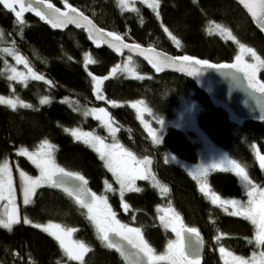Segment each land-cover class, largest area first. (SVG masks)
Instances as JSON below:
<instances>
[{
	"label": "trees",
	"instance_id": "obj_1",
	"mask_svg": "<svg viewBox=\"0 0 264 264\" xmlns=\"http://www.w3.org/2000/svg\"><path fill=\"white\" fill-rule=\"evenodd\" d=\"M53 1L60 6H76L111 33L129 41L163 47L173 54L232 61L243 44L253 48L264 59V36L246 12L232 0H159V15L144 5H139V11L123 10L117 0ZM23 18L25 24L17 25L14 12L0 4V29L4 33L0 36V96L18 97L31 105H18L13 110L0 104V162L8 160L10 143L13 148L34 149L41 141H50L55 149L56 163L83 176L94 192L102 194L107 184L117 188L112 195L110 191L107 195L119 222L141 229L158 252L162 251L171 233L161 226L156 207L171 204L183 215L185 222L197 226L204 235L223 234L219 240L223 247L236 254L250 256L257 249L253 224L230 216L212 204L197 191L186 169L170 164L165 158V154L170 153L196 162L199 158L197 145L178 127H169L162 142L155 144L134 110L126 103L144 101L157 118L170 119L176 115L181 98L192 96L201 106L200 125L212 134L216 142L227 146L247 169L252 180L261 187H264V170L260 168L253 148L257 145L264 151V122H247L241 127L230 122L228 114L216 108L192 80L169 72L155 74L137 58L142 78L112 74L121 57L106 47L95 49L83 30L68 28L61 32L30 15ZM161 23L168 26L182 40V44L177 46L172 42L162 31ZM216 25L230 30L236 39L225 38V34H220L222 37L208 36L207 32L219 34L214 31ZM5 48L19 53L33 71L45 79L31 78L26 82L9 79V62L13 61V56L4 52ZM89 58L94 63H88ZM260 69L259 77L264 82V67ZM94 77L100 78L103 100L97 98ZM46 96L49 102L41 104V99ZM85 107L107 109L118 123L119 140L123 147L139 158H152L153 168L170 189L169 194L162 195L148 181H139L141 191L124 194L130 208L127 212L123 210L122 203L117 201L119 188L97 151L76 140L67 131L68 128L79 127L107 138L106 127L91 115H84ZM21 160L26 165L16 164L17 170L23 168L35 175V168L23 157ZM209 182L221 197L244 195L235 174L215 172L209 175ZM84 210L80 211L74 199L62 189L44 185L37 189L31 203L23 204L22 219L24 222L27 217L32 223L57 222L77 229L75 237L92 249L85 255L84 264H125L116 249L101 242ZM261 247L264 251V245ZM207 250L203 264H224L216 249L209 247ZM25 252L28 257L26 262ZM25 263L80 264L79 261L68 260L59 242L32 224L19 223L11 231L0 227V264ZM160 264L168 263L163 261Z\"/></svg>",
	"mask_w": 264,
	"mask_h": 264
},
{
	"label": "snow or ice",
	"instance_id": "obj_2",
	"mask_svg": "<svg viewBox=\"0 0 264 264\" xmlns=\"http://www.w3.org/2000/svg\"><path fill=\"white\" fill-rule=\"evenodd\" d=\"M36 3H44L45 0H35ZM134 2V0H133ZM148 2V0H144ZM239 2L244 5L251 15L256 19L257 23L264 28V0H239ZM0 4L6 9H9L15 14V22L17 25L23 26L25 24L23 14L25 11H33L41 19H46L52 27H65L68 23H75L77 27H84L85 25L79 23V20L83 19L87 22V25L90 28H94L92 22L87 20V17H84L83 13H79L78 10L72 8L71 5H67V11L61 12L60 9L55 8L51 3L47 4V7L51 10L52 17L49 18L44 12L34 8L31 3L25 4V0H0ZM19 5V10H16L15 5ZM118 6L124 8V10L139 11L138 9L131 7L128 4V0H117ZM149 7H152L156 14L159 15V0H152L149 3ZM75 14V15H74ZM217 29H220L222 34L226 35V38L235 40L236 38L231 34L230 30L224 28L221 25L215 26ZM168 30L165 28V32ZM171 36V33H168ZM3 30L0 29V36H3ZM110 37H113L115 41L122 42V37L116 35L115 33H108ZM175 40V37H172ZM177 46H179V41ZM239 43V41H237ZM125 48H132V45L123 44ZM139 47V46H135ZM241 52L247 53L250 55L254 63H248L242 59V56H237V63L233 64H223V65H211L207 61L195 60L189 56L179 57L178 60L191 62L194 65L208 66V67H222V68H235L238 71L244 73L247 76L248 83L250 86L256 88V73L257 71L264 67V59L256 53V51L245 45H240ZM4 52L15 55L17 63H22L28 67V61L20 56L18 53H15L13 49L5 48ZM117 51H120V48H117ZM151 51H154L151 50ZM147 59V57H146ZM131 60V57H129ZM88 63H94L90 58ZM164 63L161 60L158 64H153V67L156 68V71H161L162 68L160 64ZM119 66L112 70L113 74L117 71ZM183 70V69H181ZM12 75L9 79L26 81L28 79L23 73L17 72L15 68L11 69ZM199 72V68L193 67V71L189 72V75H196ZM28 73L32 79L44 80L45 78L42 75H39L28 67ZM135 78H142L136 76ZM97 82V98L105 99L103 95L100 94L99 85L100 78L94 77ZM107 79V77H105ZM51 84V81H48ZM26 86V84H25ZM258 90L264 93V84L259 85ZM49 102L48 97H43L40 101L41 104H46ZM109 103L115 105V102L109 101ZM143 104V101L138 102ZM138 103L131 104V107L138 108ZM0 104H5L11 107L13 110L20 107H31V105L26 104L24 101L16 98H6L0 96ZM140 111V119L143 121L144 112L151 114V109L144 107ZM96 112L103 113V116H96V119L103 120L104 126L107 127L110 135L115 140V133L119 131L118 128L113 127V121L110 117V114L107 113L106 109H92L90 112H85L84 115H92ZM160 125L164 124L163 120L159 121ZM148 128L149 134L155 144H160L162 142L161 135L158 134L156 129L151 128L149 125H145ZM70 131L76 140H82L84 143L90 144L99 154L100 158L105 161V166L109 171L115 176L116 182L119 184V194L122 200V208L127 212L130 208L126 202H123V197L126 192H139L140 188L135 187V182L138 179L149 180L151 179L154 184V187H158L162 195L167 194L170 189L166 185L160 184L159 181L155 179V175L151 172V159L149 157H144L143 159H138L136 155L127 149H125L118 142L112 144H106L104 139L99 136H95L92 133L81 132L79 129H71ZM54 146L49 144L47 140L43 141L39 148L36 151L30 152L27 148L21 147L17 154L20 156H26L39 170L40 175L37 177L29 176L23 170L19 171L20 180L23 183V203L25 205L31 203V198L35 195L36 189L48 185L50 187L62 188V190L70 197L73 198L75 203L80 205L82 208L87 209L88 219L94 223L98 238L106 247L114 248L117 251L123 254V244L114 242V238H110V233H115L118 236H122L133 248L137 249L133 255L147 257L148 264H158L160 261H170L171 264H199L198 257L189 258L190 254L185 252L184 249V238L181 235V231H176L173 228V231H176L178 241L170 242L167 246V251L164 254L157 255L155 250L148 244V242L143 238L141 229L128 227L127 225L121 224L116 220V214L111 211V206L107 203V196H96L95 193H91L88 201L83 199V193L86 191L84 187H78L76 189L68 188L65 186L64 181L57 177L62 176H75L82 185H86L87 181L83 176L78 173H67L63 168H60L58 165L54 164V161L51 156V152ZM174 159V157H173ZM257 159L259 160L260 167L264 169V155H260L257 151ZM230 168L223 170H230L235 172L237 176L241 178V181L244 183L245 188L247 189L248 201L246 204L238 200H228L221 199L219 195L211 191L210 186L207 184V174L209 169H214L221 167L220 164H212L208 167H201L195 173H193V178L199 180L200 190L205 193L211 200V203L214 205H219L224 209L225 212H228V206L230 205L234 211L229 213L234 216H242L245 219L249 220L256 227L255 240L258 245H264V188H260L255 185L252 180L249 178L246 168L239 164L235 160H230L228 162ZM18 167V166H17ZM90 191V190H89ZM106 191H117L113 189L111 185L107 186ZM7 199L8 204L11 207V210L6 212L3 217H0V227L8 229L11 231L14 224H19L21 222V217L19 214L18 207L16 205L15 198V182L13 180L12 168L7 160L0 162V201ZM102 205V208L99 206ZM164 214L159 217L162 225L167 228L171 226L172 220L169 218L170 213H174L175 210L170 206L167 209H160ZM175 218L178 219V214L175 215ZM24 223L32 224V221L24 218ZM36 228L42 229L45 232H48L55 240L59 242L60 247L63 249L64 255L71 261H79L80 264H84V258L87 253L92 251V249L86 245L83 241L72 240V234L77 231L75 228H65L59 224H53L49 222L47 225L34 224ZM182 231L191 234L189 239L194 236L197 243L193 247H198L199 244V232L195 228L191 229H182ZM223 234L217 236L219 241L222 238ZM221 254H226L231 258L233 264H264V251H261L257 256L256 253H253L251 259H245L243 257H238L233 255L223 247L219 249ZM226 264L228 261L226 260Z\"/></svg>",
	"mask_w": 264,
	"mask_h": 264
},
{
	"label": "rangeland",
	"instance_id": "obj_3",
	"mask_svg": "<svg viewBox=\"0 0 264 264\" xmlns=\"http://www.w3.org/2000/svg\"><path fill=\"white\" fill-rule=\"evenodd\" d=\"M66 1V0H65ZM65 1H63V4H64V2ZM152 2V0H148V2L146 3V2H144V0H134V2H133V0H128V4L131 6V7H134V8H136V9H138L139 8V5H144V6H148L149 7V3H151ZM121 7V6H120ZM123 10H124V8L123 7H121ZM151 9H153L152 7H150ZM158 9H160V5H159V8ZM154 10V9H153ZM126 11H132V10H126ZM215 32H217V33H219V34H221V31L219 30V29H215L214 30ZM226 38V37H225ZM151 46H154V45H151ZM156 47H158V48H160V49H163V50H165V51H167L165 48H163V47H159V46H156ZM253 49V48H252ZM15 53H17V52H15ZM257 53V52H256ZM19 54V53H18ZM173 54V53H172ZM20 55V54H19ZM12 56H13V61L11 62H9V75L11 76L12 75V71H11V69L12 68H15L16 70H17V72H19V73H23L25 76H27L28 77V79L26 80V81H28L29 79H31V76H30V74L28 73V67H30L29 65H28V67H26L24 64H22V63H17V61H16V57H15V55H13L12 54ZM21 56V55H20ZM237 56H242V59L244 60V61H247L248 63H253V61H252V57L250 56V55H248L247 53H242L241 52V48H240V46H239V52L237 53ZM236 56V57H237ZM129 57H131V60H129ZM261 57V56H260ZM137 59L135 58V57H132V56H127V57H121V59H120V62H118L116 65H115V67L114 68H116L117 66H119V68L117 69V71L115 72V74L116 73H122V74H124V75H126V76H132V77H136L137 75L138 76H143V74L140 72V71H138L139 69H138V64H137ZM31 68V67H30ZM113 68V69H114ZM32 69V68H31ZM33 70V69H32ZM260 70L261 69H259L258 71H257V73L259 74V72H260ZM34 72V71H33ZM112 74H113V72H112ZM17 80H20V79H17ZM20 81H22V80H20ZM26 81H23V82H26ZM101 90V86L99 85V91ZM101 94V93H100ZM193 94V93H192ZM138 102H141V101H136V102H129V106L131 107V104H133V103H138ZM144 107H147V108H149V109H151L150 107H148L147 105H146V103L143 101V104H139L138 103V108H133V107H131V108H133L135 111H136V113H137V116H138V118L140 117V111H138V109L139 110H142ZM92 109H101V108H95V107H85L84 108V113L85 112H90ZM200 110H201V106H200V104L192 97V96H188V95H185V96H183L182 98H181V102H180V105H179V107L177 108V113H176V115L173 117V118H162V119H160V118H157L155 115H153V111L151 110V114H149L148 112H144L143 113V116H144V119H143V121L139 118V120H140V122L142 123V125H143V127L146 129L145 131L148 133L149 131H148V128L145 126L146 124L147 125H149L151 128H153V129H156L157 130V132H158V134L159 135H161V137L163 138V136H164V134L166 133V130L169 128V127H178V128H180V129H182L186 134H187V136H188V138L191 140V142L192 143H194L195 145H197L196 147L198 148V151H199V153H200V157L198 158V160L196 161V162H191V161H189V160H187V159H184V158H179V157H177V156H175V155H173V157H174V159L172 158V157H169L168 159H167V162H169L170 164H176V165H181V166H183L188 172H189V174L191 175V177L193 178V173H195L198 169H200L201 167H208L209 165H212V164H220L221 165V167H218V168H214V169H209V171H208V174H207V177H206V180H207V184L210 186V189H211V191H213L214 192V190L212 189V187H211V184H210V182H209V175H211L212 173H215V172H229V173H232V174H235V172H233V171H230V170H223V169H226V168H230V164L228 163L230 160H235V161H237L239 164H241L242 166H243V164L238 160V159H236L230 152H229V150L227 149V146L225 147L224 145H222V143L221 142H219V141H215L214 139H213V136H212V134L210 133V132H207V130L206 129H204L201 125H200V121H199V113H200ZM106 111H107V109H106ZM107 113H109L108 111H107ZM110 114V113H109ZM92 117H94V118H96V116H103V113H99V112H96L95 114H92L91 115ZM110 117H111V115H110ZM111 119H112V121L114 122L113 123V127H116V128H118L119 129V127H118V123L116 122V120L114 119V118H112L111 117ZM160 120H163L164 121V124L163 125H160V123H159V121ZM99 123L101 124V125H103L104 126V123H103V120H99ZM105 127V126H104ZM72 129H79L81 132H85V133H92L93 135H95V136H98L96 133H93L92 131H90V130H87V129H83V128H79V127H75V128H72ZM67 130H71V128H68ZM106 131H107V133H108V135H107V138H103L104 139V142L106 143V144H112V143H114V142H118L120 145H121V142H120V140H119V135H118V131L115 133V140H113V137L110 135V133H109V131H108V129H107V127H106ZM70 134H71V132L70 131H68ZM72 135V134H71ZM73 136V135H72ZM74 137V136H73ZM100 137V136H99ZM78 141H80V142H82V143H84L82 140H78ZM48 143L49 144H51L50 143V141H48ZM87 144V143H86ZM40 145H41V143H40ZM39 145V146H40ZM52 145V144H51ZM90 147H92L90 144H88ZM39 146L38 147H36V148H34V149H28L30 152H33V151H36L38 148H39ZM21 148V147H20ZM93 148V147H92ZM94 149V148H93ZM254 153H255V155H256V160H257V162H258V164H259V160L257 159V151L259 152V154L260 155H264V151L260 148V147H258L257 145H255L254 146ZM95 150V149H94ZM96 151V150H95ZM54 153H55V149L53 148V150H52V152H51V156H52V159H53V161H54V164L55 165H58L57 163H56V160H55V158H54ZM98 153V152H97ZM99 154V153H98ZM99 156H100V154H99ZM137 157V156H136ZM138 159H143V158H139V157H137ZM150 159H151V172L155 175V179L157 180V181H159L160 182V184H162V185H166V184H164L160 179H159V177H158V175H157V173H156V171H155V169L153 168V165H152V158L151 157H149ZM14 160H15V155L13 154V155H11L10 157H9V159L7 160L8 162H9V164H10V166H11V168H12V174H13V180H14V182H15V198H16V205H17V207H18V210H19V214H20V217H21V222H20V224L22 225V218H23V191H22V189H21V185H20V182H19V180H18V175H19V173L18 174H16V171H18L17 169H16V163L14 162ZM104 161V160H103ZM29 163H32L30 160H29ZM104 163H105V161H104ZM32 166L35 168V175H29L28 173V175L29 176H32V177H37V176H39L40 175V170L32 163ZM60 168H62L60 165H58ZM259 166H260V164H259ZM261 168V167H260ZM64 169V168H63ZM65 170V169H64ZM264 170V169H263ZM246 171H247V169H246ZM112 173V172H111ZM247 173H248V171H247ZM112 175H113V173H112ZM236 175V174H235ZM237 176V175H236ZM248 176H249V178L252 180V178L250 177V175L248 174ZM238 177V179H239V182H240V185L242 186V188H243V190H244V197L243 196H241V197H239V196H233V197H226V198H224V197H221V199H228V200H238V201H241L242 203H244V204H246L247 203V201H248V196H247V189L245 188V186H244V183L241 181V178L239 177V176H237ZM113 178L115 179V176L113 175ZM193 180H194V185H195V187H197L196 189H197V191L200 193V194H202V195H204L208 200H210V198L208 197V196H206L205 195V193H203V192H201V190H200V182H199V180H197V179H194L193 178ZM139 181H148L152 186H153V184H154V182L151 180V179H149V180H142V179H138V180H136V182H135V187H137V188H140L139 186H138V183H139ZM115 182H116V180H115ZM252 182L255 184V185H257V186H259L258 184H256L253 180H252ZM108 185H110V184H107L106 185V188H105V190L103 191V193L102 194H99V193H96L95 192V194H96V196H102V195H106L107 196V203H108V205H110L111 206V211L112 212H114L115 214H116V212H115V210H114V208H113V206H112V203H111V200L109 199V197H108V193H109V191H106V189H107V186ZM44 186V185H43ZM112 186V185H111ZM167 186V185H166ZM116 187H120L119 186V184L116 182ZM168 187V186H167ZM260 188H264V187H261V186H259ZM112 188L113 189H117V188H115V187H113L112 186ZM159 192H160V189L158 188V187H155ZM38 189V188H37ZM37 189H36V192H37ZM169 189V188H168ZM112 193H113V191H110V193L109 194H111L112 195ZM161 193V192H160ZM36 194V193H35ZM164 195H166V194H164ZM218 195V194H217ZM35 196V195H34ZM34 196L31 198V202L33 201V199H34ZM211 201V200H210ZM78 205V204H77ZM4 206H7L8 207V210L9 209H11V207H10V205L8 204V201H7V199H5V200H2V201H0V217H3L4 216V214H3V211H2V209H3V207ZM79 206V208H80V211L82 210H84L85 208H83L82 209V207L80 206V205H78ZM169 206L172 208V209H174L175 210V212L174 213H170L169 214V218L172 220V223H171V226H169V227H167V228H165L163 225H162V223H161V221H160V219H159V222H160V224H161V226L166 230V231H168V232H170L171 233V237L168 239V241H167V243L165 244V246H163V249H162V251L161 252H158L157 250H155V248L148 242V240H147V238L145 237V235L143 234V238L148 242V244L155 250V253L157 254V255H161V254H164L166 251H167V246H168V244L170 243V242H173V241H178V237H177V234H176V231H181V235H182V229H191V228H195V229H197L198 230V232H200L199 234L202 236H204L205 238L207 237V239H205L206 240V243H207V245H209V247H210V249H216L219 253H220V258L222 259V261H223V263L224 264H226V260L228 261V264H233V262L231 261V258L230 257H228L226 254H221V252L219 251V249L221 248V247H223L222 245H221V243H219L220 241H218L216 238H217V236L218 235H213V236H211V237H209V236H206V235H204V233H202V231L197 227V226H193V225H190V224H187L185 221H184V219H183V215L174 207V206H172L171 204H166V205H157V207H156V211H157V214H158V218L161 216V215H163L164 213L163 212H161L160 211V209H167V208H169ZM218 207H220L219 205H217ZM100 208H102V205H100L99 206ZM221 209H222V207H220ZM86 213H87V209H85L84 210ZM232 211H234V209H232V207L229 205L228 206V212H227V214H229V213H231ZM176 214H178V219H176L175 218V215ZM230 215V214H229ZM230 216H233V217H236V218H243V219H245L244 217H242V216H234V215H230ZM115 218H116V220H118L119 221V218H118V216H117V214H116V216H115ZM246 221H248L249 223H250V221L249 220H247L246 219ZM49 222H46V223H32V225H34V224H41V225H47ZM51 223H53V224H59V225H61L60 223H57V222H51ZM92 223V225L94 226V228L96 229V227H95V225H94V223L93 222H91ZM16 225V224H15ZM14 226V225H13ZM12 226V227H13ZM254 226V234H256V227H255V225H253ZM65 228H67V227H65ZM173 228H175L176 229V231H173ZM42 230V229H41ZM96 231H97V229H96ZM48 233V232H47ZM49 234V233H48ZM254 238H255V235H254ZM71 239L72 240H77V241H81V240H78L76 237H75V233H73L72 234V237H71ZM183 242H184V240H183ZM257 244V243H256ZM262 245H258L257 244V249L255 250V251H253V253H256V255L258 256L259 255V253L261 252V251H263V249H262V247H261ZM209 247H204V251H203V254L205 255L206 253H207V249L209 248ZM223 248H225V247H223ZM226 250H227V252H230V253H232L233 255H235V256H238V257H243V258H245V259H251V257H252V255H253V253H251L250 254V256H242V255H239V254H236V253H234L233 251H231V250H229V249H227V248H225ZM120 254V253H119ZM24 255H25V262L27 261V259L26 258H28L27 257V253L25 252L24 253ZM121 255V254H120ZM204 255H203V257H201V258H199V264H203V262H204ZM122 257V256H121ZM123 259V258H122ZM124 261V260H123ZM161 262H163V261H160V262H158V264H160ZM167 263L168 264H171V262L170 261H167ZM25 264H27V263H25Z\"/></svg>",
	"mask_w": 264,
	"mask_h": 264
},
{
	"label": "water",
	"instance_id": "obj_4",
	"mask_svg": "<svg viewBox=\"0 0 264 264\" xmlns=\"http://www.w3.org/2000/svg\"><path fill=\"white\" fill-rule=\"evenodd\" d=\"M232 1L236 2L246 12V14L252 20L253 24L259 29L261 34L264 35V28H262L260 24L257 23L256 19L251 15L248 9L244 5H242L239 0ZM29 3H31L34 8L44 12L49 16V18L53 19L55 18L52 17L51 10L47 7L48 3H51L55 8L60 9L61 12H65L68 10L67 5H71L72 8L78 10V8L72 4H64L63 6H60L53 0H45L44 3H36L35 0H25L26 6ZM1 5L3 6V4ZM15 7L16 10H19L18 4H16ZM78 12L83 13L79 10ZM25 15H30L34 18H37L38 20L52 27V25L48 23L46 19H41V17L37 16L33 11H25L23 16ZM83 15L84 17H87V20H90L92 22L94 28H90L87 25V22L83 19L79 20V23L85 25L84 27H77L75 23H68L65 27L53 28L61 32L67 30L68 28L83 30L87 35L89 42L96 49L106 47L118 57H121L122 53L132 54V57H135L139 60L141 59L146 62L155 74L169 72L189 78L194 82L198 89L204 91L208 95L211 103L216 108H220L228 114L230 122L240 127L247 122H264V93L258 90L259 85L264 84V82L261 80L258 73H256L257 87L254 88L248 83L247 76L235 68L208 67L206 65L193 66L191 62L178 60L179 57L188 55L172 54L156 46L129 41L122 36H120L123 38L122 42H117L113 37L107 35L111 32L98 24L95 19L87 16L84 13ZM123 44L132 45L133 47L125 48L123 47ZM117 48H120V51H117ZM153 49L154 51H151ZM189 57H192L195 60L207 61L211 65L237 63V61H213L207 58H201L199 56ZM161 60L164 61V63L160 64L162 70L156 71V68L153 67V64H158ZM193 67L199 68V72L196 75H189L188 73L193 71ZM65 172L72 173L66 170ZM57 178L62 179L65 186H67L68 188L76 189L78 187H84L86 189V191L83 193V199H85V201H88L91 193H94L88 183L86 185H82V183L77 180L75 176H62ZM18 180L21 183L20 177H18ZM8 211V207L4 206L3 212L6 214V212ZM109 235L110 238H114V242L123 244V254L119 251L118 252L121 254L125 264H148L147 257L133 255V253H135L137 249L133 248L132 245L124 240L122 236H118L115 233H110ZM190 235L191 234L182 231L185 252L190 254L189 258L203 257V251L205 247L203 243V236L199 234L198 247H193V245H195L197 241L194 236H192L190 240Z\"/></svg>",
	"mask_w": 264,
	"mask_h": 264
},
{
	"label": "bare ground",
	"instance_id": "obj_5",
	"mask_svg": "<svg viewBox=\"0 0 264 264\" xmlns=\"http://www.w3.org/2000/svg\"><path fill=\"white\" fill-rule=\"evenodd\" d=\"M159 5H160V2H159ZM155 11V10H154ZM156 12V11H155ZM158 12H159V9H158ZM34 18V17H33ZM37 19V18H36ZM38 20V19H37ZM40 21V20H39ZM40 22H42V21H40ZM253 23V22H252ZM254 25V24H253ZM255 26V25H254ZM160 27H161V29H162V31L167 35V36H169V34L168 33H171V36H169L170 37V39H171V41L172 42H174L175 44H177V42L176 41H179V45L180 44H182V40L181 39H179L178 37H176L174 34H173V31L168 27V26H166V25H164L163 23H161V25H160ZM256 27V26H255ZM165 28L168 30L167 32H165ZM257 28V27H256ZM258 29V28H257ZM220 30V29H219ZM259 30V29H258ZM208 36L210 35V36H217V37H222V35H220V34H216V33H213V32H207L206 33ZM222 34V33H221ZM264 36V35H263ZM172 37H175V40L174 39H172ZM92 45V44H91ZM94 47V46H93ZM95 48V47H94ZM96 49V48H95ZM99 49H101V48H99ZM114 54V53H113ZM258 54V53H257ZM114 55H116V54H114ZM132 56V54H128V53H122V55H121V57H127V56ZM259 56H261L260 54H258ZM261 59H263L262 58V56H261ZM141 60V59H140ZM142 61V63L144 64V65H146V66H148L147 65V63L146 62H144L143 60H141ZM232 61H236V58L234 59V60H232ZM252 61H253V59H252ZM228 62H231V61H228ZM253 63H254V61H253ZM149 67V66H148ZM150 68V67H149ZM151 69V68H150ZM152 70V69H151ZM153 71V70H152ZM163 74V73H162ZM174 74V73H173ZM158 75H160V74H158ZM178 75V74H177ZM182 76V75H181ZM197 87V86H196ZM204 92V91H203ZM205 93V92H204ZM206 94V93H205ZM207 95V94H206ZM208 96V95H207ZM47 97V96H46ZM134 102H136V101H138V100H133ZM133 101H128L127 103H126V105H128L129 104V102H133ZM129 106V105H128ZM130 107V106H129ZM131 108V107H130ZM131 109H133V108H131ZM134 110V109H133ZM134 112H135V114H136V116H137V113H136V111L134 110ZM138 117V116H137ZM93 132V131H92ZM3 133L5 134V139L8 141V143H10V141H9V139H8V137H7V133L5 132V131H3ZM93 133H96V132H93ZM98 136H100L101 137V135L99 134V133H96ZM44 141V140H43ZM43 141H41V143L43 142ZM51 143V142H50ZM11 144V143H10ZM9 144V153H8V158L7 159H9V157L11 156V155H15V160H14V162L17 164V165H19V166H25L26 165V163H23L22 162V157L26 160V161H28V163H29V159L26 157V156H20V155H18L17 154V152H18V150L20 149V147L18 148V147H11V145ZM52 144V143H51ZM40 145V144H39ZM38 145V146H39ZM122 145V144H121ZM37 146V147H38ZM123 146V145H122ZM169 157H172L173 158V155L172 154H170V153H166L165 154V158H166V160L169 158ZM199 157H200V153H199ZM29 164H31L32 165V163H29ZM23 166V167H24ZM182 168L183 169H185L183 166H182ZM17 169V168H16ZM19 171V170H18ZM18 171H16V174H18L19 172ZM66 171H68V170H66ZM69 172H71V171H69ZM73 173V172H72ZM18 177H19V175H18ZM190 177H191V175H190ZM191 179L193 180V178L191 177ZM87 181V180H86ZM194 181V180H193ZM87 183H88V185H90L89 184V182L87 181ZM58 188V187H57ZM91 188V187H90ZM106 188V187H105ZM60 189H62V188H60ZM92 190V189H91ZM105 190V189H104ZM93 191V190H92ZM94 192V191H93ZM95 193V192H94ZM169 194V193H168ZM244 197V196H243ZM117 201L118 202H120V203H122V200H121V197L120 196H118L117 197ZM123 202H126L127 203V201H126V199L123 197ZM128 204V203H127ZM165 205V204H164ZM220 208V207H219ZM221 209V208H220ZM222 210L224 211V209L222 208ZM2 211H3V209H2ZM3 214L5 215V213L3 212ZM23 219H22V225H23ZM187 223V222H186ZM188 224V223H187ZM14 226H15V224H14ZM13 226V227H14ZM194 226V225H193ZM12 227V228H13ZM200 233V232H199ZM203 236V235H202ZM203 239H204V246L205 247H209V245H207V243H206V240L205 239H207V237L205 238L204 236H203Z\"/></svg>",
	"mask_w": 264,
	"mask_h": 264
},
{
	"label": "flooded vegetation",
	"instance_id": "obj_6",
	"mask_svg": "<svg viewBox=\"0 0 264 264\" xmlns=\"http://www.w3.org/2000/svg\"><path fill=\"white\" fill-rule=\"evenodd\" d=\"M21 169L24 171L23 168H20L19 171H20ZM24 172H25V173H28L29 175H32V174H30V173L27 172V171H24ZM20 185H21V189H23V183H22V181H21ZM10 210H11V209H9V211H10ZM205 255H206V254H205ZM205 255H204V258H205Z\"/></svg>",
	"mask_w": 264,
	"mask_h": 264
}]
</instances>
